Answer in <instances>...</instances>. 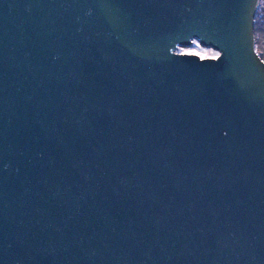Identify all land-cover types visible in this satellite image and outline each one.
I'll return each instance as SVG.
<instances>
[{"label": "water", "instance_id": "obj_1", "mask_svg": "<svg viewBox=\"0 0 264 264\" xmlns=\"http://www.w3.org/2000/svg\"><path fill=\"white\" fill-rule=\"evenodd\" d=\"M257 4L0 0V264H264Z\"/></svg>", "mask_w": 264, "mask_h": 264}, {"label": "rangeland", "instance_id": "obj_2", "mask_svg": "<svg viewBox=\"0 0 264 264\" xmlns=\"http://www.w3.org/2000/svg\"><path fill=\"white\" fill-rule=\"evenodd\" d=\"M253 32L256 53L264 61V0H258ZM176 51L209 58H218L221 54L218 50L203 46L196 40L191 46H181Z\"/></svg>", "mask_w": 264, "mask_h": 264}]
</instances>
